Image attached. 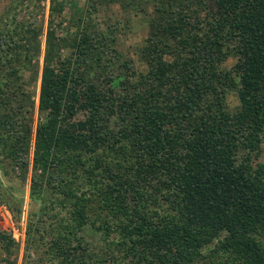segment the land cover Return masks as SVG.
<instances>
[{
    "label": "trees",
    "instance_id": "1",
    "mask_svg": "<svg viewBox=\"0 0 264 264\" xmlns=\"http://www.w3.org/2000/svg\"><path fill=\"white\" fill-rule=\"evenodd\" d=\"M76 20L75 37L48 28L42 66L39 30L0 27V169L32 171L28 251L47 245L51 264H264V0H158L143 72ZM18 247L0 227V264H18Z\"/></svg>",
    "mask_w": 264,
    "mask_h": 264
},
{
    "label": "rangeland",
    "instance_id": "2",
    "mask_svg": "<svg viewBox=\"0 0 264 264\" xmlns=\"http://www.w3.org/2000/svg\"><path fill=\"white\" fill-rule=\"evenodd\" d=\"M157 1L0 0V27L13 29L16 26L29 25L32 26V30H39V39L42 42L43 50L40 58V66H42L48 28L52 25L60 37H75L80 30L76 18L84 12L85 26L94 30L95 34L110 37L106 44L115 50V52L113 51L116 53L115 60L132 61L136 69L143 72L148 69V66L142 59L141 48L145 45V40L149 34V20L154 15ZM60 7L61 9H59ZM69 46L62 49L63 55L68 56L72 52ZM169 59H171L170 56ZM235 62V58L229 57L223 66L231 67ZM89 66H87V70H89ZM120 70L122 69L117 71ZM92 75V73H88V76ZM25 83L26 90L36 96L34 118L35 121H40L43 118L37 106L40 79L32 81L30 72L26 71ZM239 103L236 93L228 95L227 104L231 109H235ZM256 163H264V142L261 155L256 159ZM7 171L5 176L3 170L0 169V227L11 234L19 246L18 264H25L29 259L37 264H51L52 260L47 255V245L36 248V253L34 249L28 251L27 248L28 217L36 208L32 199V171L30 170L27 180L22 179L19 167L13 169L8 167ZM49 222L44 223V225ZM87 238L92 243L98 242L95 240V236L90 235ZM47 239L50 240L51 236L47 235L45 241ZM39 241H44V237L40 236ZM0 253L3 254L1 250Z\"/></svg>",
    "mask_w": 264,
    "mask_h": 264
}]
</instances>
